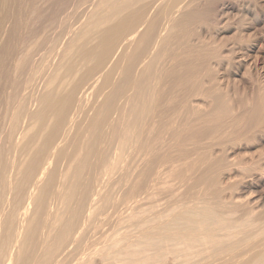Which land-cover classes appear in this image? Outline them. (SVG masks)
Returning a JSON list of instances; mask_svg holds the SVG:
<instances>
[{"label":"bare ground","instance_id":"1","mask_svg":"<svg viewBox=\"0 0 264 264\" xmlns=\"http://www.w3.org/2000/svg\"><path fill=\"white\" fill-rule=\"evenodd\" d=\"M195 1L197 0H191L188 2L184 0H43V4L45 3L46 5L38 6L37 9V4L34 6L37 0H0V264H65L64 262H67V259L71 258V254L74 252L73 250H85L84 248L87 247V243L90 240L88 236H86L88 230L101 229L102 223L100 224V227L96 225V227L94 226V228H91V225L95 223H93V220H97L96 216L100 212V210L98 212L97 209L101 206L99 199L102 198L101 195L104 192V188L114 179V176L116 177L117 174L123 176L131 174V171L129 170L132 168L131 165L133 162L136 163V160H141V157H148V155L154 151L156 153L158 152V154L163 153V155H161L164 156V152L167 149L164 147V152H160L162 147L157 151L156 147L162 143L164 138L163 132L160 130L165 127L163 130L166 132V129H168L171 124H167V127L166 123L171 120L169 119L170 121H165L164 119V114L165 112L167 113L168 110L166 109L165 111L166 107L164 108L167 101H163L166 104H163L162 102L163 105L160 103V105L155 106V99H157L156 96L158 95L155 96V86L158 85V83L155 85L154 79L157 77L156 79L158 80V77L162 75L156 73V66L158 64V66L162 65V63L160 64V61L165 57L167 50H169L168 46L171 41L169 32L174 25H180V27L185 28L188 26V24L186 26V23H190L192 20L196 21L204 19V16L207 13H204V9L201 10L197 4L194 5ZM202 1L210 5L214 2V0ZM42 2L40 1L39 3ZM39 3L38 5H40ZM90 7L91 9L93 8L92 10L94 11H89ZM100 9H103V11L105 10L102 14V11L100 12L101 15H99ZM28 12L32 13V16L29 15L31 17H33V14L34 16L35 14L37 15L36 18L38 17L39 19L37 18V21H33L38 23L32 25V19L30 22H25L23 20V16L28 14ZM179 14L181 16H179ZM178 16L180 17L179 19L176 18ZM84 18H86V21H84ZM27 19L30 20V18ZM170 23L174 25L172 26ZM106 24L107 26H104ZM169 25L171 26L170 30H168ZM167 32L168 34H166ZM187 47L185 46L186 49ZM191 47H194V45ZM173 53L175 52L173 51ZM176 53H178L177 50ZM180 54L182 55L181 52ZM205 60H207V58ZM169 67L171 68V66ZM169 67H165L166 71ZM191 71L193 72V70ZM167 73L168 71L165 74ZM178 73L179 72H177V74ZM187 73H190V70ZM189 76L191 77V75ZM189 76L187 78H189ZM197 78L198 77H196V79ZM187 80L188 79H186V81ZM190 87L192 86L190 85ZM163 88L161 89L163 90ZM173 90L174 89H172V91ZM157 92L159 93V91ZM181 93L180 95H183ZM161 94L159 95H164ZM167 96L164 95V98ZM170 96L169 99L171 100L172 98H170ZM159 100L156 104H159L163 99ZM179 101L177 102L178 104ZM180 102L182 104V100ZM170 103L171 101L169 102V106ZM189 103L190 102H188V105ZM174 105L176 106L177 104ZM256 107L257 106H255V108ZM259 108L260 109L256 108L257 110L253 109L254 112L251 111V114L252 112L254 113V115H252V117L254 116V119L260 112H262L260 111V106ZM191 110L193 109L191 108ZM256 111H258V114ZM221 114L224 115V113ZM213 115L216 117L215 113ZM177 116H179V113ZM258 116L259 118L255 119L257 121L262 118V116L260 117V114ZM156 117V120H158V122L160 121L161 125L164 127L161 126L162 129L160 127L157 134L151 135V133L154 132H152L153 128H151L154 127L153 121H156L153 119ZM218 117L221 119L225 118L224 116ZM227 117L228 116H226V118ZM234 118L232 117L231 119L233 120ZM216 119L218 118L216 117ZM231 119L230 121H232ZM220 120L218 119L216 123L212 122L214 126H211V122L206 121L204 125L207 123V125L209 124V127L216 128L219 124H224V126L221 125L223 130V127H226L225 125H227L225 123H231L222 122L223 120H221L220 123ZM261 121L263 120L261 119ZM233 122L232 124H237L238 119H235V123ZM252 122L253 121H251V123ZM214 123H218V125L215 126ZM159 124L160 123H158V126ZM229 125L230 124H228V126ZM194 126L189 128L183 127L186 129V134H184L188 136L191 135L192 137L193 134L199 130V128H195ZM238 127H240V125ZM221 128L219 126V128L217 127V130L219 129L218 131H220ZM262 128L264 129V127ZM187 129L188 132H186ZM215 130L216 129H214V131ZM200 131H203L202 128L199 130V134L201 133ZM208 132L210 133L211 130ZM215 132L213 134H215L216 137L218 135H216ZM219 133H221V131ZM197 134H195L196 137ZM185 135H182V133L175 134L177 137L176 140L179 141L178 143L180 146L182 145V142L180 143V141H182V139L185 140V138H183ZM188 136L186 138H188ZM185 142H187V139ZM186 144L189 145V143H185V145ZM163 145H165V143H162V146ZM172 146L173 144L171 145V148ZM156 153L153 154L156 155ZM179 153L181 154V152ZM186 153L184 152L185 155ZM203 155L205 154L203 153ZM162 156L161 158L163 160H165V157H168ZM149 157L150 159H148ZM149 157L147 158L148 161L151 160L152 155ZM152 158L154 160V157ZM161 158L159 157V160H161ZM176 158L175 160H177ZM204 158L205 157H203V159ZM209 158L211 159L210 156ZM163 160H161V162H163ZM148 161H146V163ZM186 161H188V159ZM197 161L198 160L195 161L196 163H192L194 165L191 164L194 169L201 160H199L198 163ZM212 161H214V159ZM127 162H132V164L130 163L129 165L131 168L127 166ZM159 162L160 161H158V163ZM215 162L214 164H216ZM166 163L167 162L164 164ZM208 164L207 166H209ZM191 165L189 164V166ZM213 165L211 164V166ZM183 166H185V163ZM189 166L187 167L189 168ZM139 167H136L137 169L134 168V171H138ZM152 167L153 166H151V168ZM162 167L164 166L162 165ZM162 167L160 168L162 169ZM191 167L190 169H193ZM139 171L136 173H140ZM156 173L157 171H155V174ZM145 174L146 172L144 175ZM240 174L241 173L239 172V175ZM121 175H119L118 180H120ZM161 175L163 176V174ZM164 175L166 176V173ZM176 175H178V173H176ZM192 175H194L193 172ZM210 176H212V174ZM123 178L125 179V177ZM163 178L165 177H162V181L164 180ZM145 180L146 178H144V182ZM150 180L153 179L150 178ZM150 180L149 182H151ZM196 180L198 181V179ZM214 182L216 181H213V183ZM219 182L220 181H218V184ZM153 183H155V181ZM163 183H165V181ZM161 185H163L162 182ZM196 185L198 184L196 183ZM114 186L117 187L115 184ZM147 187H150V185ZM110 189L112 188L110 187ZM141 189H143L142 186L138 191H141ZM199 190L201 191V188ZM131 191V193H133V191L135 193L134 189ZM147 191L148 190L146 189V192ZM143 192H145V189L144 191L142 190V193ZM146 192L144 194H146ZM105 193L107 192H104V194ZM142 193L140 194V192H138V194H136L142 195ZM150 193L147 194V196L150 195ZM201 195L203 194L201 193ZM213 195H215V193ZM238 196L237 198H240ZM139 197L137 198V202H141L140 210L142 213L144 212L148 215V209L142 204V200L147 197L143 198L145 195H143L142 198L141 196ZM187 197L184 198L186 199ZM229 197H231V195ZM209 198H211V196ZM237 198L235 199L238 200ZM133 200H136V198H133ZM239 201L243 202L244 200L242 199L241 201L240 199ZM180 202L182 203L181 200ZM193 202L195 203V201ZM240 202L235 201L234 205ZM215 203L217 204L218 202ZM98 205L100 206L98 207ZM203 205L204 204H202L200 210L193 207L187 209L185 212L183 210L182 212L180 209L181 212L178 211L177 214L172 216L173 219H171L173 221L174 218L176 219L174 222L171 220L173 222V224L172 222L171 224L176 227L172 228L173 226L169 225L172 227H169L168 229L172 228V230H177V232L178 230H181L180 232L182 233L168 235L169 231L167 229L168 232L167 234L165 233L167 237L160 239L158 235L157 237L160 240H157L155 245L139 243L140 245L136 246L134 242L135 246H127L121 251L124 252L128 258L132 259L131 262L139 261L137 256H140L143 262L150 261L154 258L162 259L165 258V256H167L166 254H169V252L171 254L173 253V257L176 254L182 257L183 259L181 258V261H190L192 257H195V254L196 256L197 254H201L203 250L205 251L208 249L211 244L236 238L243 232V230H248L250 227L258 225V219L251 218L253 210L252 212L250 211L251 214L249 212L246 213L245 211V213L250 216H243L246 214L242 213V217L239 216V218H233L234 216L232 215L228 218V213L231 215V212L233 214L235 212L232 210L229 212V209L225 210L223 208L225 210L224 213L228 212V216L225 214L227 216V218H225L223 215L224 213L222 214L217 211L219 208L215 209L213 208L214 206H205L204 208ZM230 205L228 206L230 207ZM224 206L226 205H223V207ZM185 207L187 206L185 205ZM107 208H109V206ZM132 209L133 207L128 208V210ZM102 211L103 210H101V212ZM105 211H107V209H105ZM161 214L158 213L157 215L162 216ZM104 215L105 214H103V216ZM100 218L101 217H99V219ZM104 218L102 217L101 221L103 220V223L105 224ZM148 221L149 219L147 217H143L138 222L143 225ZM169 221L170 220H165L162 223L167 222L170 224ZM175 222H177L178 227L177 224H174ZM164 226L166 225H163L162 228ZM116 227L117 229H113L118 230V226ZM157 230H161V227ZM219 230H221V232H219ZM92 232L93 234L95 233L94 231ZM216 232L221 236L219 237ZM95 235L93 237H95ZM106 241L108 242V240ZM262 242L256 244L253 250L264 245V241ZM97 245L96 247H98ZM151 246L155 248V254L144 255L146 250L150 251ZM249 251L252 250L242 252L237 255L238 258L235 256V260L240 261V263L251 264L254 259L264 258V250H259L253 258L245 260ZM118 253H120V248L118 249ZM85 254L86 252H84V255ZM177 255L176 259L178 260L179 258H177ZM232 257L234 256L232 255ZM82 258L84 257H81V260ZM229 259L234 260V258ZM173 260H175V258ZM83 263L84 262H82V264ZM71 264H78V261L76 262L74 259L71 261Z\"/></svg>","mask_w":264,"mask_h":264},{"label":"rangeland","instance_id":"2","mask_svg":"<svg viewBox=\"0 0 264 264\" xmlns=\"http://www.w3.org/2000/svg\"><path fill=\"white\" fill-rule=\"evenodd\" d=\"M40 1L42 2L43 0H37V2L34 4V6L37 4L36 5L37 9H38V6L46 5L45 3L43 4V2L39 3ZM184 1L188 2L191 0H184ZM200 1H202V0L195 1L194 5L197 4L201 10L204 9V13L206 12L207 14L209 13L210 15L206 14L205 15L206 18L204 16V19L196 20V21L192 20L190 23L189 22L186 23V26H187V24H188V26L185 28L180 27V25L177 26V25L170 23V25H172V26L174 25V26H173V28H171L170 25L168 27V30H170V28H171L170 32L168 31L169 37L171 38L170 39L171 41L169 42L170 45L168 46L169 50H167V53H166L167 55L165 54V57H163L164 61H163V59H161V61H160V64L162 63V65H161L162 67L158 66L159 64L156 66V73L158 75L159 74H162V75L159 76L160 78L158 77V80L156 79L157 77L154 79L155 85H156V83H158V85H159V86L158 85L155 86V89H156L155 96L158 94L156 96V98L158 100H159V98H160V100L161 99H163V100H161V102H159V104H156L158 100L155 99V101H156L155 106L160 105V103L162 104L163 101H165V102L167 101L168 105L165 102H163V104L165 103L167 105V106L164 105V108L166 107L165 111H166V109H168L167 113L169 112L171 114H169V113L167 114L165 112L164 115H165V117L166 116L167 117L166 118L164 117V119H165V121L169 120V119L171 120V121L169 120L170 122L166 123V125L167 124L169 125L170 123L171 124L169 125V127L167 125L168 129H166V132H164L165 130H163V129H165V127L161 125L160 121L158 122V120H156L157 117L154 118L153 120H156L157 122L153 121L154 127H151V128H153L152 132L153 131L154 132L151 133V135L157 134L161 126L164 127L163 129L161 127L162 130H160V131L163 132L164 138L162 140V143H165V145L162 146V143L160 145L157 144L158 147H156V151L160 150V147H162L160 152L161 151L164 152L165 149H167L168 151L165 150L166 154L164 152V156H162L163 153L158 154V152L156 153L155 151L150 153L148 155V157L150 155H152V157H154V160L151 157V160L148 161L147 160L148 157L146 156L145 158L141 157V160H136V163L133 162V164H132V162H130L132 164L131 165L132 168H131V166H129L130 163L127 162V164H128L127 166L129 168H131L129 171H131V174L132 173L133 174L127 175L128 177L123 176L121 174H117L116 177L114 176V179L111 182H109L110 184L108 183L107 186H105V188H104V192H107L109 194H107V193L104 194V192H103V194L101 195L102 198L99 199V202H101L102 204L100 203L101 206L98 205V207L99 206L100 207H99V209H97V211L98 212H99V210H100V212H101V210H103V211L101 213L99 212L100 214L98 213V215L96 216L97 220L95 221V219H94L93 223L94 222L95 223L94 224L92 223L93 225H91L92 226L91 228H94V226L96 227V225L98 227H100V224L102 223L103 227L101 226V229L99 228L98 230H88L86 236H88V238L91 240V242L89 240V242L87 243V247H85L84 249L85 250L90 249V250L89 251L88 250L82 251L79 249H78L79 251L77 249L73 250L74 252L71 254V258L67 259V262L66 261L64 262L65 264H68L69 262H70L69 264H71V261L74 259L76 262L78 261V264L79 263L82 264V262H84L85 264H87V263L88 264H245V263H242V262L240 263V261L235 260L236 259L235 256L237 257V255H239L242 252H245L247 250H252V251H249V253L245 259V260H247V259L253 258L259 250H264V245L253 250V248L255 247L256 244L264 241V170H263L264 169V129L262 128V127H264V122H263L264 121V114H263L264 113V0H222L223 2L221 0H219V1L214 0L212 5H210L206 2H203V1L200 2ZM38 3L40 5H38ZM92 9L90 7L89 11H94ZM94 9H95V7H94ZM104 11H103V9L102 10L100 9L99 15L104 13ZM100 12H101V14H100ZM29 15L32 16V13L28 12V14H25L23 16V20L25 22L26 21L30 22L32 19V22H33V23L31 22L32 25L34 23H38V22H34V21H37V18H38V17L36 18V16H37L36 14H35V16L33 14V17H31ZM179 16H181V15L179 14ZM179 16L176 18L179 19L180 18ZM27 18H30V20ZM84 21H86V18H84ZM104 26H107V24ZM168 32L166 34H168ZM192 45H194V47H191ZM185 46L186 47L188 46L189 48L187 47V49H186ZM176 50L178 53H176ZM173 51L175 53H173ZM180 52L182 53V55L180 54ZM172 54H174L175 56ZM178 54H180L181 57ZM242 55H243V57H242ZM199 57H200V60H199ZM206 58H207V60H205ZM173 62H176V63H173ZM187 63L190 65H188ZM178 64H179V66H182V67H179ZM191 64H193V65H191ZM164 66L166 68L171 66L173 71L169 67L167 69L169 74L168 73L165 74L167 71H166V68ZM162 68L164 69V71ZM179 68H180V70H179ZM181 69L183 72L181 71ZM189 70H190V73H187ZM191 70H193V72ZM177 72H179V73L177 74ZM189 75H191L192 78ZM162 76H164V77H162ZM188 76H189V78H187ZM196 77H198V78L196 79ZM164 78H166L167 80ZM172 78H173V81H172ZM186 79H188V80L186 81ZM197 80L198 81L200 80L199 83ZM180 82H182V83H180ZM171 84H172V86H171ZM178 85H180V86H178ZM190 85L192 87H190ZM186 86H187V90H186ZM179 87L182 89H180ZM161 88H163V90ZM172 89H174L175 91L174 90L172 91ZM167 90H169V91H167ZM184 90H185V92H184ZM157 91H159V93ZM180 91L183 93H181ZM160 92L162 94H164L165 96H167V95L168 96L166 98H164V95H162ZM166 92H168V93H166ZM172 92L173 93L175 92L177 95L175 93L173 95ZM179 92L181 94H183L184 96L180 95ZM186 92H187V94H186ZM159 94H161L162 96H160ZM170 95H172L173 97ZM169 96H170V98H172L171 100L169 99ZM181 96L183 99L181 98ZM185 96H186V98H185ZM179 100L180 101L182 100V104ZM170 101H171V103L169 106ZM178 101H179V104L177 103ZM183 102L184 103L186 102L187 104L186 103L184 104ZM188 102H190L189 105H188ZM173 103L177 104V105L175 106ZM255 106H257L256 107L257 109H260L259 106L261 107L260 111H262V112L259 111L260 112L259 114H260V117L262 116V118H260L259 121L255 120L256 118H259L258 111H256L258 114L257 115L258 117L256 115H255L256 116L255 119L253 118L254 116L252 117V115H254L253 109L257 110L255 108ZM180 108H183V109H180ZM191 108L193 110H191ZM195 108L198 110H196ZM173 110H174V112H173ZM198 111H200V112H198ZM221 111H223V112H221ZM251 111H253L252 114H251ZM185 112L188 114H186ZM219 112L224 113V115L219 113ZM225 112H227V113H225ZM247 112H249V113H247ZM178 113H179V116H177ZM214 113L216 114V117L219 120L221 118L218 116H221V117L224 116L225 117V118L221 119V120H223L222 122H231V123H225L227 125H225L226 127H223L224 129L222 130L221 127L224 126V124H221L222 126L220 124L218 125L219 122L217 124H215L218 121V119H216V117L213 115ZM173 114H175V115H173ZM194 114L195 115L197 114V115L195 116ZM181 116H182V118H181ZM183 116H184V118H183ZM226 116H228V117L226 118ZM234 116H235V118H234ZM207 117H208V119H207ZM232 117L234 118L233 120L231 119ZM244 117H245V119H244ZM196 118L197 119L199 118V119L197 120ZM205 118H206V120H205ZM230 119L232 121H230ZM235 119H238V123L232 124L233 121H234L233 123H235ZM251 119H253V120H251ZM261 119L263 121H261ZM221 120H220V123H221ZM250 120L253 122L251 123ZM186 121H188L189 123ZM205 121L211 122V126H214L212 122H215L214 123L215 126L218 125L217 126L218 128L220 126L221 133H219L220 131H218L219 129L217 130V127L216 128L211 127V126L209 127V124L207 125V123L205 124L206 125L205 126L204 125ZM262 122H263V124H262ZM158 123H160L159 126H158ZM228 124H230V125L228 126ZM239 125H240V127H238ZM191 126H194L195 128H199V130H201V128H202V130L206 131V132L200 131L201 133L199 134V130H197L198 134L196 132L193 134L192 137H191V135H189L190 136V138H189L188 135H185L186 129H184V128H189ZM255 126H256V128H255ZM260 126H261V128H260ZM176 128H178V129H176ZM207 129H209V130H207ZM214 129H216L215 131H217V132H215ZM259 129H261L262 131ZM175 130L176 131L178 130L179 132L178 131L176 132ZM180 130H181V132H180ZM210 130H211V132L209 133L208 131H210ZM173 131L175 134H181L182 133V135H185V136H183V138H185V140L182 139V141H180V143L182 142L181 146L178 143L179 141L176 140L177 137L175 136ZM213 131L218 136L215 137V134H213L214 133ZM186 132H188V129ZM164 133L166 136L164 135ZM217 133H219V134H217ZM187 134H189V133H187ZM195 134H197V137L195 136ZM225 134H227V135H225ZM230 134H233V135H230ZM202 135H203V137H202ZM187 136L189 139L186 138ZM170 137H171V139H170ZM205 137H207V138H205ZM217 137H219V138H217ZM192 138H194V139H192ZM186 139H187V142H185ZM200 141H202V142H200ZM184 142L189 143V145L188 144L185 145ZM199 142H200V144H199ZM168 144H169V146H168ZM170 144L171 145L173 144L172 148H171ZM166 145L170 148H168ZM189 146H190V148H189ZM196 146H197V148H196ZM164 147H165V149H164ZM187 147L189 148V150ZM175 148H177V149H175ZM185 149H186V151H185ZM191 149H193V150H191ZM179 152H181V154ZM184 152L185 153L187 152L186 155L184 154ZM153 153H156V155ZM175 153H177L179 155H177ZM203 153L205 155H203ZM207 153H208V155H207ZM161 156L162 157L168 156V157H165V160L166 159L167 160L166 161L163 160L161 158ZM176 156H177V158H176ZM181 156L182 157L185 156V157L182 158ZM209 156L211 157L212 160L214 159V161H212L209 158ZM159 157L161 158V160H163V162H161V160H159ZM203 157H205V158L203 159ZM142 158H144V159H142ZM155 158H156V161H155ZM175 158L177 160H175ZM178 158H179V160H178ZM148 159H150V157ZM187 159H188V161H186ZM152 160H153V162H152ZM157 160L160 162L158 163ZM196 160H198V161L201 160L202 162L200 161L201 163L200 162L198 163V161H197L198 164H197V166H195V169H194L192 166L194 164H192V163H194ZM215 160H216V162H215ZM140 161H142V162H140ZM146 161H148V162L146 163ZM164 161L167 162L166 163L167 165L164 164L165 163ZM187 162L188 163L190 162L189 164L190 165L192 164L191 165L192 167L189 166V164ZM214 162L216 164H214ZM184 163H185V166H183ZM139 164H140V167H139ZM145 164H147V165H145ZM159 164L160 165L162 164L164 167H162V165L160 166ZM207 164L209 166H207ZM211 164L212 165L214 164V165L211 166ZM133 165H137V166H133ZM148 165L149 166L151 165L153 167L151 168V166L149 167ZM159 166L162 167V169ZM168 166H170V167H168ZM187 166H189V168ZM228 166H229V168H228ZM136 167H139L138 171L140 169L141 170L145 169V170H142L143 172L140 170L139 171L140 173H136V172H138L137 170L134 171L135 169H137ZM141 167H143V168H141ZM190 167L193 169H190ZM223 167H225V168H223ZM158 168H159V170H158ZM168 168H170V169H168ZM196 168H198V169H196ZM204 168L206 171L204 170ZM243 168H245V169H243ZM152 169H154V170H152ZM174 169H176V170H174ZM217 170H218V172H217ZM243 170L244 171L246 170L247 173H246V171L244 173ZM155 171H157V173L158 172L159 173L155 174ZM175 171H177V172H175ZM253 171H254V173H253ZM145 172H146V174L144 175ZM192 172L194 175H192ZM204 172H205V174H204ZM210 172H211L212 176H210L211 175ZM239 172L242 174V175L240 174L241 176L239 175ZM142 173H143V176H142ZM165 173H166V176L164 175ZM176 173H178V175H176ZM151 174H152V177H151ZM161 174H163V176ZM208 174H209V176H208ZM119 175H121L120 180H118ZM156 175L157 176L159 175V176L157 177ZM195 175H196V177H195ZM206 175L208 178L206 177ZM122 176L125 177V179ZM191 176H194V177H191ZM162 177H165V178H163L164 179L163 181H162ZM144 178H146L145 182H144ZM150 178L153 180H150ZM158 178H160V179H158ZM186 178H188V179H186ZM195 178L198 179V181ZM147 179H148V181H147ZM209 179L216 181L217 184H216V182H214L215 183L214 184L213 181L211 180L212 181L211 182ZM121 180H123V181H121ZM125 180H126V182H125ZM149 180L152 183L149 182ZM154 181H155V183H153ZM164 181H165V183H163ZM202 181L204 183L205 182L206 183L204 184ZM218 181H220L219 184H218ZM142 182H144L146 184H144ZM161 182L163 185H161ZM149 183H151V184H149ZM196 183L198 185H196ZM114 184L117 187H115ZM122 184H123V186H122ZM149 185H150V187H147ZM218 185H219V187H218ZM141 186L143 189H141V191H138V190H140ZM145 186H146V188H145ZM155 186H157V187H155ZM158 186H159V189L161 191L158 189ZM164 186H165V188H164ZM189 186H190V188H189ZM201 186H203V187H201ZM110 187L112 189H110ZM191 187L193 190L191 189ZM120 188H121V190H120ZM200 188H201V191L199 190ZM215 188H216V190H215ZM133 189L135 190V193H134V191H133V193H131L132 192L131 190H133ZM144 189H145V192H146V189L148 190L147 192H149V190H150V192H151V193L149 192L150 195L147 196V194H149L147 192H146V194H144L145 192L142 193V190L144 191ZM207 189H208V191H207ZM225 189H226V191H225ZM136 190L138 192H140V194L142 193V195H140V194L137 195L138 192ZM152 190L155 192H153ZM218 190L221 192H219ZM116 191H118V192H116ZM110 193L112 196L110 195ZM201 193L203 195H201ZM214 193H215V195H213ZM220 193H222V194H220ZM238 194H239V196H238ZM143 195H145V197H143V198H146V197L148 198V199L146 198V199L142 200L143 206L148 209V212H149L148 215L145 214L144 212L142 213V211L140 210L141 209V205H140L141 202H137V198L139 196H141V198H142ZM188 195H190V196H188ZM209 195L211 196V198H209L210 197ZM220 195H221V197H220ZM230 195H231V197H229ZM183 196L184 197L188 196L187 197L188 199L187 198L185 199ZM237 196L240 198H237ZM133 198L134 199L136 198V200H133ZM235 198H237L238 200H236ZM101 199H103V200H101ZM179 199L182 201V203L183 202L184 203L182 204ZM197 199H198V202H197ZM212 199L213 200L217 199V200L213 201ZM240 199H241V201H242V199L244 201L240 202L239 201ZM203 200H206V201H203ZM224 200H227V201H224ZM134 201H135V203H134ZM193 201H195V203ZM201 201H203V202H201ZM235 201L236 202L238 201L240 203H237L238 205L235 204L236 205L235 206L234 205ZM185 202L186 203L189 202V203H187L188 205ZM215 202H218V203L216 204ZM110 203H112V204H110ZM229 203L230 204L232 203V204L230 205ZM202 204H204L203 205L204 208H205V206L206 207H208V206L213 207L214 206L213 208H215V209L219 208V210L217 209V211L222 213V214L224 213L225 210H228V209H229L228 210L229 212H231L230 210L235 212L234 214L231 212V215L228 212H225L223 214L225 216V218H227L228 215H229L228 218H230L232 215L234 216L233 218H235V217L239 218V216L243 215L245 213V211H246V213L249 212L251 214V212L253 210V212L251 214L252 215L251 218L252 219L257 218L258 219V225L250 227L248 230H243V232L240 233L239 236L236 238H233V239L228 240V241L226 240V241L220 242V243L211 244L208 247V249H206L205 251L203 250V252L201 254H197V256L199 255L198 257L195 254L194 255L195 257L194 258L192 257V259L190 261H185V260L181 261L182 257H180L176 254L177 258H179L177 260L176 255L173 257V255H172L173 253L171 254L169 252V254L171 256L169 254H166L167 256H165V258H162V259L154 258V259H151L150 261L143 262L141 260V257L137 256L139 258V261L131 262L132 259L128 258V256H126V254L121 251L123 248H126L127 246H130V245L135 246V244H136V246H138L140 244H153V245H155L157 243V240H160L162 238L167 237L166 234L168 231H169L168 235H171L173 233L174 234L175 233H179V234L182 233V232H180L181 230H178V232H177V230L176 231L172 230V228L176 227L175 225H172L176 219V218H174V221H173L172 216L174 214H177L178 211L183 212V210H184V212H185L187 209L193 208V207L198 208L200 210ZM243 204H246V205H243ZM185 205L187 207H185ZM210 205H212V206H210ZM223 205H226V206L223 207ZM228 205H230V207ZM108 206H109V208H107ZM128 206L133 207V209L128 210V208H130ZM177 206H179V207H177ZM231 206L234 208H232ZM240 206H241V208H240ZM113 207H114V209H113ZM115 207H116V209H115ZM203 207H202V209H203ZM220 207H222V208H220ZM104 208L107 209L108 212L105 211ZM239 208L241 211L239 210ZM180 209H181V211H180ZM162 212H164V213H162ZM158 213H160V214L162 213L161 214L162 216L157 215ZM165 213H167V214H165ZM227 213H228V215H227ZM103 214H105V215L103 216ZM163 214H165V215H163ZM243 216H250V215L246 214ZM99 217H101V218L105 217L104 218L106 220V221L104 220L105 224L103 223V220L101 221V218L99 219ZM143 217H147L149 219V221L142 225L138 221L140 219H142ZM165 220L166 221L170 220L169 221L170 224H168L167 222L162 223ZM96 222L97 223L99 222L98 223L99 225ZM171 222H172V224H171ZM159 223L160 224L162 223L161 224L162 226L163 225H166V226H164L162 228V226ZM139 224H140V227H139ZM167 224H168V227H167ZM174 224H177V222H175ZM158 225H160V226H158ZM169 225H172L173 227L169 226ZM116 226H118V230H115V229H117ZM156 226H158V227L155 228ZM160 227H161V230H157ZM169 227H172V228H170L171 230L168 229ZM177 227H178V224H177ZM113 228H115V229H113ZM144 229H146V230H144ZM167 229H168V231H167ZM92 231H94L95 233L93 234ZM219 232H221V230H219ZM148 233H150V234H148ZM216 234H218V232H216ZM94 235H95V237H93ZM158 235H159L160 239H158V237H157ZM99 236H101V237H99ZM162 236H164V237H162ZM218 236L220 237L221 235L218 234ZM112 237L114 240L112 239ZM94 238H95V240H94ZM98 239L100 241L102 239V241L100 242ZM106 240H108L109 243ZM95 241L98 243V245ZM134 242H135V244H134ZM90 244H92V245H90ZM96 245L98 247H96ZM88 246H89V248H88ZM91 246H92V248H91ZM119 248H120V253H118ZM84 252H86L85 255H84ZM96 252H98V253H96ZM77 253H79V254H77ZM81 253H83V254H81ZM99 253H101V254H99ZM153 253L155 254V248H153L151 246L150 251L146 250L144 255L145 254L154 255ZM81 255H83V256H81ZM232 255L234 257H232ZM81 257H84V258H82V260H81ZM225 257L234 258V260L233 259L230 260L229 258L227 260V258H225ZM86 258H87V260H86ZM174 258H175V260H173ZM84 260H86V261H84ZM251 264H264V258L254 259Z\"/></svg>","mask_w":264,"mask_h":264}]
</instances>
